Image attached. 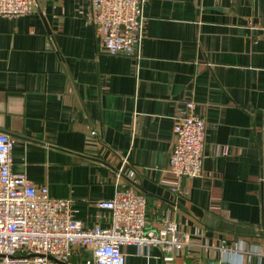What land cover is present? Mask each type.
Listing matches in <instances>:
<instances>
[{
	"label": "crops",
	"instance_id": "1",
	"mask_svg": "<svg viewBox=\"0 0 264 264\" xmlns=\"http://www.w3.org/2000/svg\"><path fill=\"white\" fill-rule=\"evenodd\" d=\"M0 16V132L15 173L72 201L86 227L110 222L116 188L146 198V230L163 218L190 234L176 255L124 245V264H264V0H144L138 57L101 51L91 0H35ZM192 99L208 128L202 173L168 171L173 122ZM70 264H93L75 247Z\"/></svg>",
	"mask_w": 264,
	"mask_h": 264
},
{
	"label": "built area",
	"instance_id": "2",
	"mask_svg": "<svg viewBox=\"0 0 264 264\" xmlns=\"http://www.w3.org/2000/svg\"><path fill=\"white\" fill-rule=\"evenodd\" d=\"M35 0H0V16L16 18L33 11ZM144 0H91V16L101 51L138 57L142 38ZM196 103L184 101L173 122V141L168 171L176 178L173 188L182 192L183 177L202 173L207 133L205 118L195 111ZM13 138L0 132V264H58L49 258L69 262L75 247L90 249L93 264H124L121 247L162 245L176 255L190 244V234L174 220L163 218L154 233L146 230V198L132 189L116 188L113 197L98 202L110 211L106 227H86L74 217L72 201L50 195L47 186H38L25 173L12 170ZM221 259L235 264L245 246L240 240L217 245Z\"/></svg>",
	"mask_w": 264,
	"mask_h": 264
},
{
	"label": "water",
	"instance_id": "3",
	"mask_svg": "<svg viewBox=\"0 0 264 264\" xmlns=\"http://www.w3.org/2000/svg\"><path fill=\"white\" fill-rule=\"evenodd\" d=\"M50 259H52L53 261L57 262L58 264H70L69 262L66 261H60L59 259L53 257V256H49Z\"/></svg>",
	"mask_w": 264,
	"mask_h": 264
}]
</instances>
